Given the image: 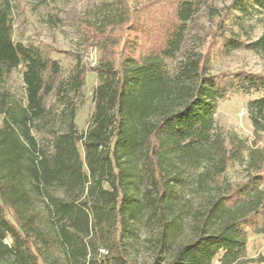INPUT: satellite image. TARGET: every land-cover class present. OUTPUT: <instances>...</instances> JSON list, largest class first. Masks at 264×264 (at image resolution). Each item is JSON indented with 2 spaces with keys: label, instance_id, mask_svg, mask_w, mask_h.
Segmentation results:
<instances>
[{
  "label": "trees",
  "instance_id": "obj_1",
  "mask_svg": "<svg viewBox=\"0 0 264 264\" xmlns=\"http://www.w3.org/2000/svg\"><path fill=\"white\" fill-rule=\"evenodd\" d=\"M135 1L116 0L121 18L99 26L81 21L85 40L100 47L101 58L91 67L99 79L91 125L79 136L77 107L87 70L80 67L61 80L60 62L43 46L15 40L12 0H0V264H135L126 245L138 237L144 219L160 231L156 261L213 264L220 255V264H256L247 255V236L249 230L264 232V146L247 178L219 195L204 211L196 236L179 246L172 206L183 179L171 168L174 160L211 145L215 111L231 95L250 97L249 117L264 134V73H211V59L200 55L187 69L195 74L189 91L176 89L166 60L180 51L195 4L173 0L160 41L137 53L140 34L149 29ZM257 22L261 34L243 39ZM218 29L213 42L220 54L241 48L264 55V0H235ZM20 66L25 93L13 98L4 83ZM182 91L187 95L172 105ZM56 94L69 129L51 139L49 153L34 129ZM216 147L221 158L206 173L220 180L232 156L224 142ZM134 164L146 184L141 192L128 179ZM36 194L44 201L41 209L34 205Z\"/></svg>",
  "mask_w": 264,
  "mask_h": 264
},
{
  "label": "rangeland",
  "instance_id": "obj_2",
  "mask_svg": "<svg viewBox=\"0 0 264 264\" xmlns=\"http://www.w3.org/2000/svg\"><path fill=\"white\" fill-rule=\"evenodd\" d=\"M153 1H135L143 8L142 18L149 29L148 32L140 34L137 53L157 44L169 18H172L173 0ZM234 1L193 0L196 10L187 22L183 45L174 58L166 60L171 74L178 81L179 87L176 86V89L185 87V91H189L195 74L188 73L187 69L200 55L211 59V73L241 69L264 73V55L241 48L229 54H220L215 47L214 34L219 30L222 16ZM12 11L15 40L43 46L51 57L60 62L61 80L72 77L80 67L87 70L84 97L78 104L76 117L77 134L85 135L92 121L94 89L99 83L97 73L91 67L100 61L101 49L85 40L81 21L88 20L99 26L110 19L121 18L123 8L117 6L116 0H56L45 4H41L39 0H12ZM249 29L248 33L242 35L243 39H255L262 32L258 22ZM134 35L136 33L132 32L128 37L133 40ZM23 70L22 66L17 68L4 83V89L13 98L24 96ZM186 95L187 93L182 91L172 105L177 106L175 102H179L181 97ZM172 96L174 97L173 94ZM57 97V94L49 97L50 113L38 122L39 128L34 129L40 145L49 153L52 152L51 139L69 129V117ZM249 98L234 94L221 100L214 114L215 126L211 145L193 157L176 159L173 162L171 174L183 179V184L177 186L179 194L172 206L173 214L178 220V228L174 234L176 246L196 236L198 227L203 223L204 211L219 195L228 190L230 185L243 182L250 172V165L256 160L259 161L260 151L264 146V134L257 132L251 122L247 109ZM219 141L228 147L232 160L228 171L222 174L220 180H215L206 172L221 158L220 152L216 150V143ZM235 147L239 149L235 151ZM233 150L235 152L232 153ZM81 151L84 152L82 147ZM129 173L128 179L133 181L132 185L138 186L136 188L139 192L143 191L146 184L139 179V169L135 164ZM90 183L91 181L88 185ZM56 192L63 193L62 190ZM84 195L82 194V197ZM33 197L35 207L41 209L44 205L41 195L36 194ZM137 232L138 237L129 239L126 245L134 263L167 264L166 257L156 261L155 244L160 232L157 225L144 219L139 223ZM247 237V255L255 258L256 264H264V232L249 230ZM102 247L104 246L100 245V248ZM219 257L220 255L215 257L213 264H220Z\"/></svg>",
  "mask_w": 264,
  "mask_h": 264
}]
</instances>
